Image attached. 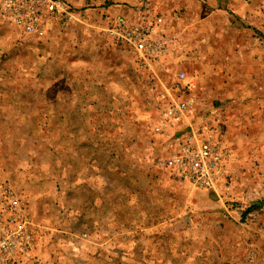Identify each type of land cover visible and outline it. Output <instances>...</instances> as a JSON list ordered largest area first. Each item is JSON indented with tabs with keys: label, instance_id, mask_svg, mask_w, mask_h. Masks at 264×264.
<instances>
[{
	"label": "rangeland",
	"instance_id": "374dc122",
	"mask_svg": "<svg viewBox=\"0 0 264 264\" xmlns=\"http://www.w3.org/2000/svg\"><path fill=\"white\" fill-rule=\"evenodd\" d=\"M67 1L98 17L117 2ZM149 1L165 32L178 37L167 66L193 78L199 115L217 122L227 152L218 189L158 185L150 176L162 169L155 164L162 153L140 94L151 103L148 74L135 79L142 90L125 74H87L81 104L50 105L65 73L44 66L59 57L33 58L29 34L0 19L19 36L2 77L34 89L2 123L3 178H22L44 194L16 201L31 258L9 264H264V0ZM66 82L64 98L76 99L81 82Z\"/></svg>",
	"mask_w": 264,
	"mask_h": 264
},
{
	"label": "built area",
	"instance_id": "2783aa9c",
	"mask_svg": "<svg viewBox=\"0 0 264 264\" xmlns=\"http://www.w3.org/2000/svg\"><path fill=\"white\" fill-rule=\"evenodd\" d=\"M84 16L67 0H0V19L37 37L44 36L50 19L74 24ZM162 23L156 8L144 0L124 5L117 14L102 15L95 28L109 42L132 50L138 67L150 76L155 110L151 133L156 143L165 147L155 164L191 189L215 191L223 178L226 148L214 115H199L193 78L184 70L172 72L167 66L173 61L178 37L165 32ZM16 210L15 200L0 204V264L31 258L27 222ZM33 264L43 263L33 260Z\"/></svg>",
	"mask_w": 264,
	"mask_h": 264
},
{
	"label": "crops",
	"instance_id": "0c3cea01",
	"mask_svg": "<svg viewBox=\"0 0 264 264\" xmlns=\"http://www.w3.org/2000/svg\"><path fill=\"white\" fill-rule=\"evenodd\" d=\"M116 1L117 2H112L106 10L102 11L99 17L96 11L91 9L85 10V16L80 22L66 24L56 19H50L46 24L44 36H25L28 42L27 51L33 58L37 56L47 60L57 56L59 57V63L57 65L45 64L44 73H65L64 82L58 83L57 94L59 96H52V100L48 101L50 105L60 107L68 104H75V106L81 104L82 100L78 97V90L80 87L82 88L81 96L87 91V86L85 84L87 74L97 75L98 73H102L105 76L110 75V78L125 74L126 77L130 76V78L134 79L138 88L141 87L142 90L140 82L142 79L141 77L144 75V70L138 67L133 51L124 45H115L109 41L108 43L96 34L95 27L101 23L102 15L117 14L127 3L124 2L127 0ZM18 40L19 36L15 33L12 26L0 24V133H2L4 129L2 127L3 121L6 120L7 122L8 120H13L18 113L19 107H16V105L20 103V98H24L25 95L30 97L34 91L31 86H29L30 88L23 89V85L20 86L18 80H8L2 77V74L8 71L9 66L8 64L2 65L5 62L3 58L6 57L7 60L15 58L16 51L13 52V49L16 48ZM121 52H129V55ZM131 55L132 59L131 62H129V56ZM125 56L128 57L125 58ZM11 65L12 64H10V66ZM15 71L17 72V70ZM72 72L77 73L71 75ZM72 78L76 83L75 85L79 86V82H81V85L79 87L75 86L78 98L75 97L76 99L71 98L68 100L64 98L66 94L63 90L68 88L66 81H70ZM137 78L140 82L135 80ZM131 82L132 81L127 80L128 85H130ZM129 90L130 88L128 91ZM144 93L143 90L140 91L144 105L148 110V121L149 124H151L155 119V110L152 103L146 101V93ZM113 97L116 96H112V98ZM12 106L15 107L16 111H13ZM74 110L76 115L77 109L74 108ZM59 114L66 115V111L59 109ZM61 119L65 120L63 117H61ZM62 134L66 135V131L64 130ZM79 135H82V133L80 132ZM153 139L156 140L154 135ZM158 145L160 153L165 147L161 143ZM1 166L2 163L0 162V202L8 200L23 201V199L33 202L43 197V192L39 193L41 190L34 189L33 185L30 186V182H25L22 178H18L19 180L14 179L16 183H11L5 179L6 177L3 178ZM62 168H64V166ZM153 172L154 173L150 176L153 175L158 185H186L177 181L171 172L165 168H154Z\"/></svg>",
	"mask_w": 264,
	"mask_h": 264
}]
</instances>
